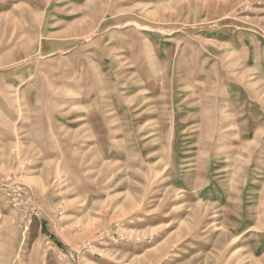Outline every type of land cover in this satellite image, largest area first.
<instances>
[{"label": "rangeland", "instance_id": "1", "mask_svg": "<svg viewBox=\"0 0 264 264\" xmlns=\"http://www.w3.org/2000/svg\"><path fill=\"white\" fill-rule=\"evenodd\" d=\"M0 264H264V0H0Z\"/></svg>", "mask_w": 264, "mask_h": 264}, {"label": "built area", "instance_id": "2", "mask_svg": "<svg viewBox=\"0 0 264 264\" xmlns=\"http://www.w3.org/2000/svg\"><path fill=\"white\" fill-rule=\"evenodd\" d=\"M70 257H71L73 260H75V256H74V253H73V252L70 253Z\"/></svg>", "mask_w": 264, "mask_h": 264}]
</instances>
